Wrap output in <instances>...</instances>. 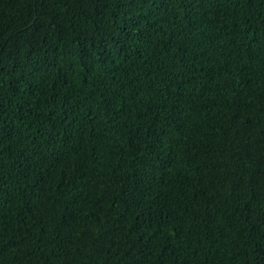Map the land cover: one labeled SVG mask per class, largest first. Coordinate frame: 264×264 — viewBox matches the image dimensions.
<instances>
[{"label": "trees", "instance_id": "16d2710c", "mask_svg": "<svg viewBox=\"0 0 264 264\" xmlns=\"http://www.w3.org/2000/svg\"><path fill=\"white\" fill-rule=\"evenodd\" d=\"M0 264H264V0H0Z\"/></svg>", "mask_w": 264, "mask_h": 264}]
</instances>
